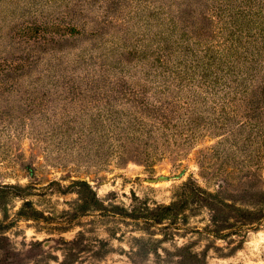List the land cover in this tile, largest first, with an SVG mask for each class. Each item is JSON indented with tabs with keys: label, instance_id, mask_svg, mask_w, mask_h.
<instances>
[{
	"label": "rangeland",
	"instance_id": "1",
	"mask_svg": "<svg viewBox=\"0 0 264 264\" xmlns=\"http://www.w3.org/2000/svg\"><path fill=\"white\" fill-rule=\"evenodd\" d=\"M240 12L254 22L226 81L178 85L187 39L228 36ZM33 20L81 33L12 37ZM0 34L32 64L0 82V264H264V0H0ZM45 61L96 95L63 94Z\"/></svg>",
	"mask_w": 264,
	"mask_h": 264
},
{
	"label": "trees",
	"instance_id": "2",
	"mask_svg": "<svg viewBox=\"0 0 264 264\" xmlns=\"http://www.w3.org/2000/svg\"><path fill=\"white\" fill-rule=\"evenodd\" d=\"M156 11V14L169 13L168 11L165 13L164 8L162 7H158ZM240 16L241 18L237 19L238 23L229 25L230 28L238 27L236 30L232 29L228 31V36H221L219 39H216L212 34L210 37V34H208L205 41L206 44H203L202 41L199 40L190 41L187 39L188 42H186V31H183L180 35V39H183L186 42L185 51L184 53L177 52L178 54L176 55H178V62H176L177 65L174 69L170 68L169 76H173V79L177 80L178 85H189L188 82H191V80L185 82L188 78L199 79L210 85L218 83L220 78H223L226 81L227 76L234 70L233 67L235 66V61L240 60L238 55L240 53L241 44H239V41L242 38V34L239 32H242L245 29H251L252 23L254 22L253 13L251 12H240ZM172 26L173 28H171ZM172 26L170 27V33L174 32L175 23ZM222 29H225V27H222ZM226 29L229 28L226 27ZM13 32V38H20L22 41L25 40L27 43L33 44L32 47L37 48V46H39L38 48H40L51 42L59 41L64 37L81 33V29H79L76 24H64L58 20H45L40 22L33 20L24 21L21 24H18L15 26ZM218 33L220 34L221 32L219 31ZM174 36V34H170L169 39H173ZM0 39H2L1 34ZM142 46L146 47L144 44H142ZM30 57H33V54ZM39 58L40 57H38V60ZM35 60L32 58V61ZM28 61L29 57L27 55H0V82L9 83L15 78H19L25 74V70L32 65L31 63H27ZM153 63H160V65H162L165 62H162L161 58H156ZM45 64H47L46 61ZM172 66L174 67L175 63ZM47 69L49 70L48 72H51L52 76H56L58 80H65L67 85L62 92L65 95L74 96L86 92L92 93L94 96L99 89V87L95 88L92 85H88L89 77L87 75L81 77L83 79V82H81L77 80V78H80V74H76V71L73 73L68 72L67 74H57L58 71L54 69L53 66L51 67L48 65ZM219 71H221L222 74H220ZM60 76L63 78H60ZM238 78L240 81H244V73H241ZM182 107H184V105H182ZM74 184L78 186L79 191L82 193L84 199L83 207L85 209H88L91 206H101L95 190L87 181L77 180ZM190 188L197 197H201L206 203L213 206V199L217 196L216 194L206 191L196 184H193ZM27 203L28 202L25 204ZM163 209L170 211L173 209V205H166ZM19 213L25 216H34V214H29L28 212H25V210L23 211V209H21Z\"/></svg>",
	"mask_w": 264,
	"mask_h": 264
}]
</instances>
